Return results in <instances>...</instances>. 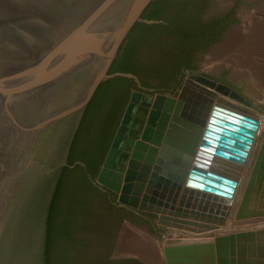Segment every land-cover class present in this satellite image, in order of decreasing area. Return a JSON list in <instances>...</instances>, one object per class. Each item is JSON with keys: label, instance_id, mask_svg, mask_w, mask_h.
<instances>
[{"label": "water", "instance_id": "1", "mask_svg": "<svg viewBox=\"0 0 264 264\" xmlns=\"http://www.w3.org/2000/svg\"><path fill=\"white\" fill-rule=\"evenodd\" d=\"M156 1L0 0V264L45 263L60 176L76 164L86 169L69 165L74 138L100 87L116 77L138 89L98 176L89 175L106 194L92 197L95 218L80 234L73 264H264V228L162 245L157 226L203 233L226 224L245 156L238 141L251 142L257 119L228 117L239 126L231 140L207 143L239 158L201 146L237 162L210 165L195 159L202 127L186 120L185 101L190 86L202 83L264 110V0H172L169 19L183 28L147 53L149 72L142 80L111 72L136 27L153 23L145 14ZM263 190L264 143L237 220L264 216ZM141 211L152 216L143 220Z\"/></svg>", "mask_w": 264, "mask_h": 264}, {"label": "trees", "instance_id": "2", "mask_svg": "<svg viewBox=\"0 0 264 264\" xmlns=\"http://www.w3.org/2000/svg\"><path fill=\"white\" fill-rule=\"evenodd\" d=\"M174 8L172 0H157L151 5L145 19L153 23L136 27L111 72L133 73L142 80L151 68L147 53L165 36L183 28L176 27L169 19ZM134 89L138 85L133 79H111L100 87L87 108L68 159L70 166L81 162L86 169L76 164L73 168L65 167L60 176L49 209L44 264L74 263L80 234L95 218L92 197L97 192L106 194L92 183L89 175L93 179L98 176Z\"/></svg>", "mask_w": 264, "mask_h": 264}, {"label": "bare ground", "instance_id": "3", "mask_svg": "<svg viewBox=\"0 0 264 264\" xmlns=\"http://www.w3.org/2000/svg\"><path fill=\"white\" fill-rule=\"evenodd\" d=\"M190 91L193 92L194 94L192 96H189L190 100L185 101V103L189 107L186 109L187 110L186 120L191 122L194 125H197L199 128L202 127V132L200 134V139H199V148H198V151L202 153V156L198 155L197 153V155H195V159L201 158L202 160L206 161L210 165L212 164L215 166H220V167L222 166L226 168L228 167L229 169H232L231 165L230 164L228 165L226 163L236 164L237 162H233L232 160H229V158L221 156L220 153L218 154L216 152L207 151L205 149H202L201 146L207 147L209 149L210 148L216 149V151H220L221 153H225L229 156H234V157L239 158V156L236 154L232 155L230 154L231 152H226L222 148L217 149L211 146V144H208L207 141L210 140L212 142H215L214 140H216V142L219 143L221 139L231 140V138L229 137L230 134H228V132L233 134L235 132L234 128L237 129L239 128V126L236 125L234 122L228 121L227 120L228 117H230L233 120H239L237 119L239 115H247L252 118H256L257 122H254V123L257 125V130L255 131L253 138L250 139L251 141L250 143L245 144L241 141H238L239 145L245 146L246 149L242 150V149L236 148V151H243L245 153V156L242 158L243 162L239 164L241 166V169L239 171L236 170L239 179L237 182L236 190L233 194V202L225 206V210H224L225 211L224 217L226 219L225 226H220L219 229L216 230L215 232L207 231L203 233H198V232L189 231V232L184 233V232L172 231V235L174 237H168L170 239V240L168 239V241L187 242L183 240H174V239L178 237L180 239L187 238V237L206 238V236L210 235L211 233H217V232L225 233V232L234 231L238 229L241 230V228L233 229L230 227H229L230 229H227L228 224L229 223L234 224L235 222H243V221L252 220V219L256 220V219L264 218V216L255 217V218H245L243 220H237L235 218L241 206L242 199L244 197L245 188L247 186V183H248V180L251 174L250 166L254 158V153L256 152V150H258V153H259L264 143V115H262L264 114V110L260 108L258 105H256L255 103L253 104L255 105V107H253V105H248L244 101H240L238 99L232 98L229 94L225 95L221 91L217 90L216 87H212V86L205 85L202 83L191 85ZM218 97L226 99L227 101H229L230 104L229 103H225V104L219 103L217 101ZM217 113L219 114L217 115ZM222 115L225 116L226 118H222L223 117ZM203 120H204V125L201 126V121ZM228 127L231 128L230 131L226 130L228 129ZM225 131H227L226 132L227 134L223 136V133ZM261 137L262 139L259 142ZM205 155H208V157H206ZM218 162H225L224 163L225 165L218 163ZM244 175L246 178V179L244 178L246 185L244 187V190L242 191L241 182L243 181ZM255 196L256 195L252 194V197L255 198ZM260 198L264 199V195H262V197L260 196ZM259 205L257 209H260ZM262 210H264V208ZM256 228H264V226L258 225V224L254 226L246 227V228L244 226V229H256ZM208 237L213 238L214 236H208ZM204 241L205 239L204 240L198 239L194 242H204ZM165 244L167 243H162V245H165Z\"/></svg>", "mask_w": 264, "mask_h": 264}, {"label": "rangeland", "instance_id": "4", "mask_svg": "<svg viewBox=\"0 0 264 264\" xmlns=\"http://www.w3.org/2000/svg\"><path fill=\"white\" fill-rule=\"evenodd\" d=\"M190 74H193V73H190ZM188 75L189 74H186V75H184L183 76V78L181 79V81L184 79V78H186V77H188ZM209 78V77H208ZM214 80V79H213ZM181 81H180V83H181ZM216 81V80H215ZM217 82H219V81H217ZM179 83V84H180ZM219 83H221V82H219ZM224 84V83H223ZM227 85V84H226ZM179 86V85H178ZM178 86H177V88H178ZM229 86V85H228ZM229 87H231L232 89H234L235 91H237L239 94H241L238 90H236L234 87H232V86H229ZM176 88V89H177ZM156 93H158V92H155V94ZM245 99H247V100H249L248 98H246L243 94H241ZM250 101V100H249ZM252 102V101H251ZM262 115H264V114H262ZM244 178H245V175L243 176V181L241 182V188H242V191L244 190V187H245V185H246V182H245V180H244ZM246 179V178H245ZM240 196V195H239ZM158 219V218H157ZM261 223V224H260ZM160 223H158L157 222V226L159 225ZM236 224V225H235ZM263 225L264 226V218H262V219H252V220H247V221H243V222H235L234 224H228V228L227 229H230V228H233V229H235V228H241V229H244V226H245V228L246 227H250V226H254V225ZM160 225H162L161 227H158V229H159V232H160V235H161V238H162V243H168V237H169V235H168V233L171 231V229L170 228H173V227H169V226H166V225H163V224H160ZM236 226V227H235ZM230 227V228H229ZM243 227V228H242ZM185 232H189V231H186V230H184V233ZM179 238V237H178ZM194 238V237H193ZM199 238V237H198ZM208 236H206V238H203V239H205V241H207L208 240ZM212 238V237H211ZM214 239V237L212 238V239H210V240H213ZM170 240V239H169ZM210 240H208V241H210Z\"/></svg>", "mask_w": 264, "mask_h": 264}, {"label": "crops", "instance_id": "5", "mask_svg": "<svg viewBox=\"0 0 264 264\" xmlns=\"http://www.w3.org/2000/svg\"><path fill=\"white\" fill-rule=\"evenodd\" d=\"M261 139H262V137L260 138V140H259V142L261 141ZM257 155H258V150H256V152L254 153V158H253V160H252V162H251V166H250V172L252 171V168H253V166H254V164H255V161H256V158H257ZM162 225H158V227H161ZM171 229V231L170 232H172V231H178V232H184V230H179V229H175V228H170ZM204 240L203 238H197V237H187V238H183V239H180V238H175L174 240H183V241H187V242H194V241H196V240ZM208 239H211V238H208Z\"/></svg>", "mask_w": 264, "mask_h": 264}, {"label": "flooded vegetation", "instance_id": "6", "mask_svg": "<svg viewBox=\"0 0 264 264\" xmlns=\"http://www.w3.org/2000/svg\"><path fill=\"white\" fill-rule=\"evenodd\" d=\"M235 24H236V22H234V23H232L231 24V27L234 25L235 26ZM230 27V28H231ZM234 28V27H233ZM229 30H228V28H227V30H224V33L225 32H228ZM230 32V31H229ZM228 34H225V36H227ZM90 178V177H89ZM91 179V178H90ZM91 181H92V183H93V179H91ZM94 184V183H93ZM109 195H110V197L111 198H113L114 199V195H113V193L112 192H107ZM118 208H122V207H118ZM124 209H126V208H124ZM137 216H139V217H142L143 218V220H147V219H149L150 218V216H152L151 215V213L150 212H143V211H141V212H139V213H137ZM128 221V220H127ZM129 222V221H128ZM130 223V222H129ZM131 224V223H130ZM109 258V257H108ZM127 258H130V257H127ZM134 258V257H133ZM110 260H115L114 259V256H111L110 257Z\"/></svg>", "mask_w": 264, "mask_h": 264}]
</instances>
